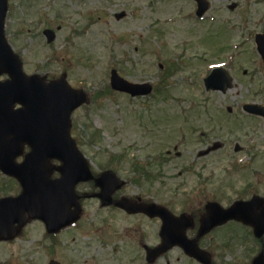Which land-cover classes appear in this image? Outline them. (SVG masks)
Instances as JSON below:
<instances>
[{"label":"rangeland","instance_id":"1","mask_svg":"<svg viewBox=\"0 0 264 264\" xmlns=\"http://www.w3.org/2000/svg\"><path fill=\"white\" fill-rule=\"evenodd\" d=\"M209 1L211 7L201 20L193 0H8L6 34L25 72L47 80L66 74L73 87L90 94L91 102L73 113V121L82 138L80 148L94 170H103L116 155L110 165L122 162L119 175L128 180L133 159L156 163L152 181L128 183L123 193L169 202L177 211L193 196L195 206L207 196L228 203L251 188L264 196V121L245 118L248 114L242 110L244 103H264V61L254 42L256 33L264 32V0ZM233 3L238 6L231 10ZM122 11L126 15L116 19ZM49 27L56 32L53 43L43 34ZM238 51L241 56L233 55ZM230 56L234 61L227 65ZM171 58L181 70L161 95L131 98L109 93L112 67L131 81L155 84L159 63ZM221 61L232 87L206 91L203 79ZM95 129L100 135L92 140ZM217 140L221 148L199 156ZM236 143L244 150L236 152ZM160 156L166 158L162 167L157 161L163 159L156 160ZM5 178L0 177V183ZM6 188L9 194L17 192L16 186ZM82 189L91 188L85 184ZM84 214V229L61 235L54 255L42 245L49 243L44 225L33 221L15 240L0 244V262L46 264L54 257L70 264H128L130 255L141 250L139 225L151 231L158 225L101 209L95 198L86 200ZM115 232L124 234L126 243L118 241ZM239 237L230 241L234 251L226 259L235 254L251 264L259 245L248 233ZM115 244L122 247L118 259L111 254ZM124 246L133 252L124 254ZM186 262L177 258L173 264Z\"/></svg>","mask_w":264,"mask_h":264},{"label":"water","instance_id":"2","mask_svg":"<svg viewBox=\"0 0 264 264\" xmlns=\"http://www.w3.org/2000/svg\"><path fill=\"white\" fill-rule=\"evenodd\" d=\"M199 1L205 9L208 7L204 0ZM6 8V0H0V75L6 72L11 77L5 82H0V112L13 115L15 111L13 105L16 101L23 104L24 108L20 125H15L13 120L8 121V118H2L6 122L0 121V166L6 172L16 174L20 178L34 174V181L31 184L30 181L25 182L30 184L32 189L26 190L19 198L0 201V209H8L4 219L9 221L7 228L0 226V240L11 239L20 231L28 220L25 217L26 211L30 218L44 219L53 232L71 223L79 216L74 187L80 181L92 179L86 160L69 134L71 112L86 100L85 94L71 89L65 76L59 81L46 85L37 76L27 77L23 73L21 62L4 38L3 21ZM45 33L49 41L54 40L53 31L46 30ZM111 81L114 89L126 91L132 95L147 94L152 90L148 83L128 82L119 77L115 70L112 72ZM230 83V77H224L218 81L209 77L206 80L207 88L213 89L226 90ZM249 109L264 114L262 107L255 106ZM25 144L30 145L32 151L28 153L23 164L16 165L14 158L23 152ZM51 158H57L63 162V165L58 168L62 177L56 181L49 178L52 168L48 162ZM46 174H48L47 177ZM96 183L102 188L99 196L105 205L112 203L113 192L124 184L111 172H106L97 178ZM47 184L48 187L45 186ZM117 204L131 213L142 211L151 216H161L166 225L162 232L164 240L175 244L182 242L184 231L175 229L176 224L177 226L179 224L178 220L172 225V229L169 227L166 210L163 207L154 204L133 206L126 199ZM72 205L77 209L70 210ZM17 210H19L18 213ZM231 218L242 220L255 229L256 235H262L264 233V201L253 199L226 210L219 205L208 204L203 221L221 223ZM16 223L18 226H14ZM158 254L151 255V259Z\"/></svg>","mask_w":264,"mask_h":264},{"label":"flooded vegetation","instance_id":"3","mask_svg":"<svg viewBox=\"0 0 264 264\" xmlns=\"http://www.w3.org/2000/svg\"><path fill=\"white\" fill-rule=\"evenodd\" d=\"M112 209L114 210L115 209V211H118V212H120V213H123L124 215H125V217H133L134 215H129V214H127L124 210H122V209H119V208H115V207H112ZM203 213V212H202ZM139 215H142V214H139ZM187 215L190 217V218H192V220H193V223H194V226L192 227V228H189V229H187V231H186V234L190 237V238H196L197 237V234H198V225L196 224V222H197V219H199L200 217H201V211H195L193 208H191V209H189L188 210V213H187ZM207 238H208V236H205L204 238H201L200 240H199V246L202 248V249H204V250H207L211 255L214 253V248H213V245H212V242H206L207 241ZM157 243V242H156ZM141 251H142V253H140V255H142V254H144L145 253V248H144V246H145V243H144V241L142 240V242H141ZM157 245V244H156ZM173 249H175V250H177L179 253H180V255H181V258H178L179 260H187V262H186V264H200V263H198L196 260H194L193 258H190V257H188L187 255H185V252L183 251V248H181V247H175V248H173ZM172 249V250H173ZM157 262V261H156ZM165 264H171L169 261H166V263Z\"/></svg>","mask_w":264,"mask_h":264}]
</instances>
